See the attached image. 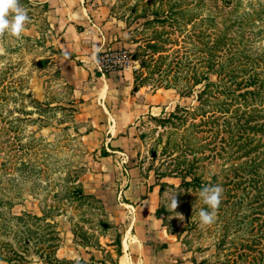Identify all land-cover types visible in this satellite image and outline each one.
I'll list each match as a JSON object with an SVG mask.
<instances>
[{"label":"rangeland","instance_id":"obj_1","mask_svg":"<svg viewBox=\"0 0 264 264\" xmlns=\"http://www.w3.org/2000/svg\"><path fill=\"white\" fill-rule=\"evenodd\" d=\"M82 1L127 50L137 112L84 100L57 47L60 14L20 0L32 23L0 36V264L117 256L135 200L153 187L191 264H264V0ZM102 117L122 126L119 147ZM204 184L224 189L207 227L196 215L206 206L193 211Z\"/></svg>","mask_w":264,"mask_h":264},{"label":"crops","instance_id":"obj_2","mask_svg":"<svg viewBox=\"0 0 264 264\" xmlns=\"http://www.w3.org/2000/svg\"><path fill=\"white\" fill-rule=\"evenodd\" d=\"M45 1H49L50 6L55 7V12L60 14L58 22L63 28L56 40L57 47L63 49L66 57H73L68 61L76 64L71 74L75 91L81 93L83 87L86 90L84 100H89L87 102L98 100L101 103L103 101L100 110L109 111L106 101L127 100L131 107L129 108L126 103L123 108L122 104H117V111L129 110L130 114L137 112L132 103L139 100L140 92L137 96L131 93L134 76L132 69L125 68L102 74L90 60L93 45L107 47L112 43V36H109L106 30L109 21L106 20L104 11L95 8L93 3L91 5L82 0ZM116 43L119 42L112 45L115 46ZM78 59H81L82 63L78 62ZM126 89L131 94L122 97V93H127ZM103 117L99 118V121H103L101 126L104 125V131L110 138L108 139L110 145L119 147L117 136L123 131L122 126L116 120L113 125L109 123L108 126L107 120ZM93 132L99 131L95 129ZM140 193V197L135 200L137 205L133 206L131 220L125 228L122 250L117 256L111 259L103 258L97 264H191L177 240L172 239L163 219L157 215L156 187H153V191L141 190Z\"/></svg>","mask_w":264,"mask_h":264},{"label":"clouds","instance_id":"obj_3","mask_svg":"<svg viewBox=\"0 0 264 264\" xmlns=\"http://www.w3.org/2000/svg\"><path fill=\"white\" fill-rule=\"evenodd\" d=\"M31 18L28 10L20 3V0H0V36L8 35L14 38H20L28 30L27 25L31 24ZM99 45H93L91 62L99 63ZM224 189L219 184H204L198 190V202L194 204L193 211L199 203H203L206 207L199 208L196 215L199 218L201 227L213 225L217 220L218 209L222 202ZM178 194V193H177ZM177 194L170 197V210L176 213L179 206ZM178 218L183 220V216Z\"/></svg>","mask_w":264,"mask_h":264},{"label":"built area","instance_id":"obj_4","mask_svg":"<svg viewBox=\"0 0 264 264\" xmlns=\"http://www.w3.org/2000/svg\"><path fill=\"white\" fill-rule=\"evenodd\" d=\"M99 52V63H95L97 71L107 74L111 71H119L127 68L129 57L126 48H113L104 45Z\"/></svg>","mask_w":264,"mask_h":264}]
</instances>
